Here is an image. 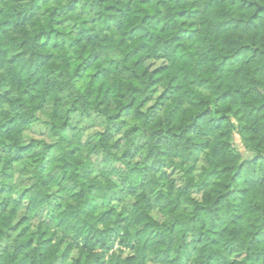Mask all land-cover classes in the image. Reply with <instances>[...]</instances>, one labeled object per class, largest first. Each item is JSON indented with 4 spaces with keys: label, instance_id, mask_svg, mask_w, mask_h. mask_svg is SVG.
Returning <instances> with one entry per match:
<instances>
[{
    "label": "clouds",
    "instance_id": "9594fccd",
    "mask_svg": "<svg viewBox=\"0 0 264 264\" xmlns=\"http://www.w3.org/2000/svg\"><path fill=\"white\" fill-rule=\"evenodd\" d=\"M0 188V264H264V0H0Z\"/></svg>",
    "mask_w": 264,
    "mask_h": 264
},
{
    "label": "trees",
    "instance_id": "16d2710c",
    "mask_svg": "<svg viewBox=\"0 0 264 264\" xmlns=\"http://www.w3.org/2000/svg\"><path fill=\"white\" fill-rule=\"evenodd\" d=\"M181 11H184V10H181ZM129 30L130 31H135V29H129ZM139 59H140L139 56L135 57L134 58V62L139 63ZM88 71H89V74H92V69H89ZM146 71H147V67H142L141 68V72L142 73L143 72H146ZM152 71H153V73H158L159 72V67L152 69ZM156 78L159 79L160 78L159 75H157ZM25 92H27V89H25ZM160 95H163V93H160ZM217 118L222 119L223 117L222 116H218ZM22 147H26V146H22ZM73 153H74V155H76L75 148L73 149ZM8 187H9V190H10V186H8ZM3 190H4L3 188H0V191H3ZM21 219H26V218L25 217H22ZM112 219H114V220L115 219H118V216H113ZM26 242H27V240H26ZM213 243H215V239H213Z\"/></svg>",
    "mask_w": 264,
    "mask_h": 264
},
{
    "label": "rangeland",
    "instance_id": "374dc122",
    "mask_svg": "<svg viewBox=\"0 0 264 264\" xmlns=\"http://www.w3.org/2000/svg\"><path fill=\"white\" fill-rule=\"evenodd\" d=\"M154 69V68H153Z\"/></svg>",
    "mask_w": 264,
    "mask_h": 264
}]
</instances>
